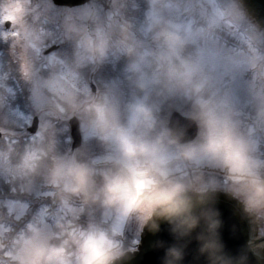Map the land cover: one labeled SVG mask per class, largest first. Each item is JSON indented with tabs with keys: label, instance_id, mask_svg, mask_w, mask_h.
Returning <instances> with one entry per match:
<instances>
[{
	"label": "clouds",
	"instance_id": "clouds-1",
	"mask_svg": "<svg viewBox=\"0 0 264 264\" xmlns=\"http://www.w3.org/2000/svg\"><path fill=\"white\" fill-rule=\"evenodd\" d=\"M105 2L54 33L43 0H0L28 93L0 68V264H264V25L243 0Z\"/></svg>",
	"mask_w": 264,
	"mask_h": 264
},
{
	"label": "rangeland",
	"instance_id": "rangeland-1",
	"mask_svg": "<svg viewBox=\"0 0 264 264\" xmlns=\"http://www.w3.org/2000/svg\"><path fill=\"white\" fill-rule=\"evenodd\" d=\"M43 3L50 8V19L47 22V27L56 33L59 29V25L61 22V19L63 17V14L68 13V12H76L86 6L82 7H77L73 9L65 8V7H58L55 6L52 2V0H43ZM59 45V49L57 51L51 52L49 55H46L44 52V56H51V55H64V56H70L71 55V47L68 45L66 42H64L62 39H53L50 42L51 45ZM4 46L3 50L4 53L0 54V68H3L4 70L8 71L10 76H9V84L11 79L13 77L15 78V82L11 83L10 85L14 87L15 92H16V98H15V105L22 111V112H27V90L25 89L23 82L19 80L17 73L15 71V64L12 62V57L10 55V52L8 50V46L5 44H2ZM0 47V49L2 48ZM49 46V47H50ZM48 47V48H49ZM47 48V49H48ZM46 49V50H47ZM45 50V51H46ZM109 73L111 72V69L108 70ZM12 73V74H11ZM46 75L47 73L44 72Z\"/></svg>",
	"mask_w": 264,
	"mask_h": 264
},
{
	"label": "water",
	"instance_id": "water-1",
	"mask_svg": "<svg viewBox=\"0 0 264 264\" xmlns=\"http://www.w3.org/2000/svg\"><path fill=\"white\" fill-rule=\"evenodd\" d=\"M89 0H54V2L58 5L64 6H75L84 4ZM244 6L248 11L249 15L252 19L261 25H264V0H243ZM56 49V47L51 48V50ZM31 132L35 131V124L30 129ZM73 135L75 136V129H73ZM78 140V137H76ZM222 206L227 209L229 207L228 202L225 198L221 197Z\"/></svg>",
	"mask_w": 264,
	"mask_h": 264
},
{
	"label": "flooded vegetation",
	"instance_id": "flooded-vegetation-1",
	"mask_svg": "<svg viewBox=\"0 0 264 264\" xmlns=\"http://www.w3.org/2000/svg\"><path fill=\"white\" fill-rule=\"evenodd\" d=\"M89 3H90V1L87 2V3L85 4V6H87ZM98 3H99L104 9H106V7H105V5H106L105 0H98ZM2 44H3V43H0V47L2 46Z\"/></svg>",
	"mask_w": 264,
	"mask_h": 264
}]
</instances>
